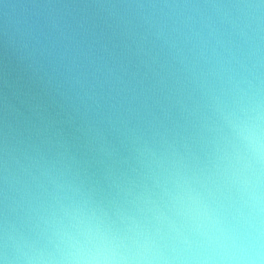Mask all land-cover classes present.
<instances>
[{
    "label": "clouds",
    "instance_id": "obj_1",
    "mask_svg": "<svg viewBox=\"0 0 264 264\" xmlns=\"http://www.w3.org/2000/svg\"><path fill=\"white\" fill-rule=\"evenodd\" d=\"M0 264H264V0H0Z\"/></svg>",
    "mask_w": 264,
    "mask_h": 264
}]
</instances>
